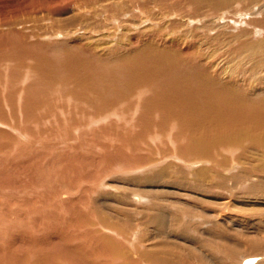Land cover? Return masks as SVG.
I'll list each match as a JSON object with an SVG mask.
<instances>
[{"label": "rangeland", "instance_id": "obj_1", "mask_svg": "<svg viewBox=\"0 0 264 264\" xmlns=\"http://www.w3.org/2000/svg\"><path fill=\"white\" fill-rule=\"evenodd\" d=\"M19 4H22L20 15L22 21H25L26 40L40 44L48 43L51 46L67 45L80 60L84 55H81V58L77 51L85 49L91 60H83L92 61V69L97 64L108 65L109 68L123 65L133 57L141 62H147L149 56L152 59L161 50L167 49L164 51L166 56H177L197 63L203 70L214 72L217 77L219 76L218 78L225 83L228 82L234 90L248 88L247 91L255 95L264 87V0H7L6 3L0 0V7L5 5L3 13L15 18L19 16L15 14L17 10L15 6ZM36 51L43 53L31 48V54L25 55L24 68L25 74L28 72L27 81L31 77L34 78L37 73L32 69L37 62ZM51 56L49 55L51 59L58 57L55 53ZM31 74L33 75L30 76ZM64 74L63 78L66 80L74 78L72 72L64 71ZM8 75L11 73L0 70V78L9 79ZM56 79L60 80V78ZM155 80H150V83H154ZM143 81L145 80H137L135 86H139ZM16 85L19 87V83ZM59 86L62 92L64 83L61 84L59 81ZM81 86L83 89L81 90L80 87L76 90V94H84L85 98L99 91L97 84L93 89L90 80ZM68 87L74 89L72 85ZM24 88L25 86L17 91L20 105ZM11 94L13 92L10 89L4 94V99L0 102L4 107L3 111L0 108V113L6 110L12 111L7 106H12ZM152 94L153 91H149L146 97ZM62 100L63 98L52 96L50 103L60 106ZM86 103L84 101L81 104ZM139 112L138 107L134 108L133 117L138 116ZM60 114L63 120L73 116L71 107ZM119 114L120 121L127 125L132 117L130 113L125 117ZM151 114V118L153 115H159L156 111ZM77 116L75 118L81 120L79 119L81 116ZM12 121L16 126L13 128L15 130L10 128L12 124L8 121L6 123L9 127L2 125V129L16 140L17 145L14 141L15 144L11 146L10 143L11 147L8 148L9 151L14 152L13 155L10 152L13 158L17 151L21 150L17 147L18 143H23L24 140L26 143L29 141V144L31 140L28 134L25 135L23 123ZM92 123L94 129L105 127L104 121ZM175 124L171 119L165 133V136L167 132L171 133L170 136L165 137L169 142L165 144L166 147L163 140L161 143L153 141L149 145L154 147L152 150L140 146L139 150L135 153L130 152L129 155H120L119 152L111 149L108 150L109 152L106 151L107 153L103 151L105 149L100 148L97 138L92 135L94 131L92 130L85 135L88 139V147H82V152L79 150L81 153H78L88 155V151H92V158L96 163L84 167L86 171L79 179H76L78 168L74 165L76 168L74 174L70 166L66 167V163L62 165L63 168H57L59 173L55 175L59 177L49 176L46 173V177L43 178L44 176L36 175L38 170L33 172L34 168L28 172L19 171L20 176L23 173V177L25 175L29 177V180L23 178L25 182L23 186L22 176L18 179L15 188L20 189L19 199H41L42 201L37 202L41 207H46L50 202L59 206L39 218L48 224L37 235L48 238L50 232L47 230L51 222L57 227H63L62 233L67 232L74 238L82 237L80 245L86 248L84 253L87 259L94 262L100 252L101 255L106 256H99L95 261L99 264L103 262V258L104 262L105 260L109 262L108 264H126V262L132 264V260L135 264H165L169 260L177 261L179 264H263L264 127L263 132L254 131L242 137L237 136V139L234 137L226 146L224 145L227 142H224V138H220L214 143L217 146L211 150L210 156L190 161L178 152L176 145H173L172 139L178 129L176 127L175 130ZM74 131L75 135L81 133L78 128ZM123 131L131 136L128 130L123 129ZM111 132L114 134V129H111ZM55 136L57 137L53 141L57 140L58 147L68 146L66 139L61 140L65 132L63 136L58 134ZM107 136H100L99 143L115 148V145L110 146L114 141L111 140L110 135L109 138ZM158 136H161L160 131L157 133ZM4 142H7L6 138ZM76 143V139L71 143L75 146L72 149L75 153H77L76 146L79 145ZM49 148L55 151L54 146ZM7 150L3 151L2 155L8 153ZM61 151L63 155L69 152L67 149ZM96 153L104 159L101 161ZM105 154L111 155V165ZM53 156L55 155L49 153L46 157L50 159ZM127 156L132 158L128 160ZM133 157H138V164ZM62 172L68 176L63 175ZM87 174L89 176H86ZM41 178L42 181L45 180V185L39 182ZM50 188L51 191L58 192L53 193ZM1 195L0 197L5 199V196ZM45 198L50 200L44 203L46 205L42 203ZM58 198L66 200L65 202L79 198L87 199L84 204L81 202V206L87 209L84 210L87 211L86 214L83 211L85 216L79 217L77 215L79 213H75L71 219L68 217L70 221L64 227V222H61V219L67 218L64 217V213L70 210L72 204L78 202L71 201V205L62 207V202L52 200ZM3 201L1 200L0 203V231L8 228L13 218L16 219L14 212H10V215L4 212L6 209ZM18 203L19 201L14 202L13 206ZM35 218L34 216L33 221ZM21 220L25 222L24 219ZM64 228L68 230L65 231ZM89 234L94 238L96 235L98 240L104 236H114L116 240L107 247L104 242L94 238L85 240L84 238ZM116 235L121 242H117ZM78 242L76 241L75 244ZM91 245L95 246L96 251ZM35 253L28 250L19 253V256H30L29 260L25 257L26 261H29L25 264H34L39 260L34 258ZM89 256H94V259ZM251 259L253 262H248ZM58 261L59 259H55L53 264H67L63 260Z\"/></svg>", "mask_w": 264, "mask_h": 264}, {"label": "bare ground", "instance_id": "obj_2", "mask_svg": "<svg viewBox=\"0 0 264 264\" xmlns=\"http://www.w3.org/2000/svg\"><path fill=\"white\" fill-rule=\"evenodd\" d=\"M1 2L6 3L7 0H1ZM15 7L17 8L15 14L19 15L16 18L3 13L5 5L0 7V70H2V72L7 71L11 73V75H8L9 79L0 78V102L3 101L4 94L8 89L13 92V94L10 95L12 106L7 105L12 111L8 112L6 110L0 113V134L2 136V138H0V155L4 153L3 151L11 147L14 141L16 143V140H14L6 130L2 129V125L9 127V124L6 123L7 121L12 124L10 126L11 129L16 128L12 120L23 123L25 135L28 134V138L31 142L28 144L29 141L26 143L22 139L23 143L19 142V146H17L21 148V150H18L13 158L12 155L14 152L12 153L9 149L7 150L8 153L5 152L4 155L0 156V194L5 196V199L0 197V203L1 200H4V209H6L4 212L9 215L11 214L10 212H14L13 214L16 217V219L13 218L12 224L9 225L8 228L0 231V264L29 263V261H26V258L29 260L31 258L30 256H19V253L28 250L36 252L34 258L40 260V262L38 260L34 264H53L55 259H59V261L62 259L67 264H99L98 262L95 263V261H97L99 256H104L101 255V252L98 258H95L96 260H94V262L87 259L84 253L86 248L80 245L82 237L74 238L72 237L73 235L71 236V234L67 232L63 231L62 233L63 227H57L53 225L52 222L47 230V232H50L48 238L39 237L37 234L41 232L42 229H45L48 224L42 219L39 220V218L42 216L44 217L47 212L55 210L59 206L58 204H51L50 202L51 205L48 204L46 207H41L37 204L38 201H42L41 199H19L18 190L20 189L16 190L19 177L22 176V179L29 178L26 175L23 177V173L20 176L19 171L28 172L31 168H34L33 172H35L34 170H38L36 175L39 174L41 177L44 176L43 178H45L46 173H48L49 176L58 174L57 168H63L62 165L66 163V167L70 166L69 168L73 170V173L76 166L78 168V170H76L78 171L76 175L78 178L76 179L81 178L80 175L86 171L84 167L90 166L95 162V159L92 158V151L85 150L88 151V155L85 153H78L80 151L82 152V147H88L89 143L85 135L92 132V130H94L92 135L97 138V143L100 145V148L102 147L105 149L103 151L106 152L111 149L119 152L120 155H124L130 152L135 153L139 150L140 146H145L152 150L154 147H149V145L153 141L161 143L163 140L164 145L166 143L168 144L169 142H167L165 137L168 135L170 136L171 133L167 132L166 136L165 133L172 119V121L176 123L175 130L176 127L178 128L172 139L173 145H176L175 148L178 152L183 155L186 160L190 159V161L195 158L197 160L199 157L210 156L212 153L211 150L217 146L214 145V143L220 138H224V142H227L224 145L226 146L230 139L233 140L234 137H242L254 131L263 132L264 87L258 91L259 93L256 92L255 95L250 94V91H247L248 88L246 90H234V87L229 86L228 82L225 83L224 80L218 78L219 76L217 77L214 72L211 73L210 71L203 70L197 63L181 59L177 56H166L164 51H167V49L161 50L159 54L152 59L149 56L147 62H141L133 57L134 59L131 58L123 65L109 68L108 65L97 64L93 66L92 69V61L86 62L83 60H91L90 56L86 54L87 51L85 49L77 51L80 53L79 55L81 58V55H84V58L80 60L78 57H75V53H73L67 45L51 46L48 43L40 44L36 41L30 42L26 40L24 38L26 37L25 31H27L24 26L25 21H22V15H20L22 14V4ZM31 48H36L43 53L36 51L37 62L32 69L38 74L35 73L36 76L34 78H29L27 81L26 76L28 72L25 74L24 62L25 55L28 56L31 54ZM53 53H55L56 56L58 55V57L51 59ZM49 55L51 57H49ZM64 71L72 72L74 78H71V80L64 79ZM50 73H53V75H50ZM32 75L33 74L30 76ZM220 77L222 76L220 75ZM56 78H60V80ZM139 79H144L145 81L139 86H135V82ZM152 79H156L154 83H150ZM88 80L92 81L93 89L97 84L99 91L89 98H85L84 94H76V90L82 87L81 85ZM59 81L61 84L64 83L62 92L59 90L61 88L59 86ZM16 83H19V87H16ZM71 85L74 86V89L78 88L71 90V88L68 87ZM24 86L23 95L21 96L22 103L20 105L18 104L20 99L17 91ZM82 89L83 87L81 90ZM149 91H153V94L150 97H146ZM64 94L65 96H63ZM52 96H55V98H63L62 104L57 106L53 105L54 103H50V98ZM141 96H143V98H141ZM69 97L71 101L68 99ZM66 101H70V103H66ZM84 101L87 103L84 105L81 104ZM0 105L3 111L4 105ZM70 107L73 116L63 120L60 116V112L66 111L67 108ZM137 107L140 109V112L139 115L134 118L133 111L134 108L136 109ZM116 110L124 117L130 113L132 117L129 119L127 125L120 121L121 115ZM154 111L159 115H153L151 118V112ZM159 111L160 113H158ZM76 114L82 117L79 118L81 120L75 118L77 116ZM102 121L105 122V127L100 126L99 129H94L92 127V122L99 123ZM82 125L83 127H81ZM75 128H78L81 133L75 135ZM111 129H114V134L111 132ZM123 129L128 130L131 136L125 134ZM159 131L161 136L157 137ZM24 132L22 131V133ZM64 132L65 136H63ZM55 134H58V136L62 135L63 137L61 140L63 138L64 140L66 139L68 146L60 148L59 145L58 147L57 140L53 141L55 137H57ZM102 135L104 137L110 135V138H112L111 140L114 141L110 146L115 145V148H110L108 144L99 143L98 138ZM5 138L7 142H4ZM74 138L76 139V144H79L76 146L77 153L72 152V149H74L73 147H75L71 144L72 141H75ZM226 139L228 141H226ZM43 140H47L48 142L46 141L44 143ZM58 140L60 139L58 138ZM142 141H145V143H142ZM10 143H12L11 146ZM39 144H41L42 147L39 146ZM92 145H94V143ZM49 146H54L55 151H52ZM60 149L62 151L67 149L69 152L67 155H63V153H60ZM49 153L55 156L48 159L46 156ZM97 153H99L98 150ZM96 154H94L95 158H97ZM138 154L140 155V153ZM98 155L99 154H97V156ZM105 157L110 160L109 164L111 165V155L105 154ZM127 158L130 160L132 157L129 158L127 156ZM100 159L102 161L104 158L101 157ZM133 159L135 161L137 160L136 163L138 164V157H133ZM10 165H13V167ZM97 166L101 167L100 165ZM110 167L113 168L114 166ZM68 173L70 172L68 171ZM101 173L103 174V172ZM63 175L65 174L63 173ZM55 176L59 177L57 175ZM86 176L89 175L87 174ZM43 178H41L39 182L44 184L46 182L45 180L42 181ZM24 179L22 186L25 183ZM31 183H33V181H31ZM10 186L11 189H9ZM6 187H8L7 192H5ZM51 189L52 188H50V191ZM25 190L23 189V191ZM73 190L74 189L71 191L73 192ZM25 192H27V190ZM51 192L57 193L58 191L53 190ZM59 193L62 194L61 192ZM29 198L31 197L29 196ZM47 200L50 201L45 198L42 203L44 204ZM52 200L55 202H62V207L69 206L72 202H78L77 204H72L70 210L64 213V217H67L65 220L61 219V222H64V227H66L70 221L68 217L71 219L75 213H79L77 214L79 217L82 215L85 216L84 214L87 212L84 211L87 210L85 206H81V202L84 204L87 199L79 198L78 200H71L72 202H65L66 200L59 198ZM16 201H19L17 204L18 206H13ZM83 211L85 212L84 214ZM34 216L36 217L35 221H33ZM86 216H88V214ZM21 219H24L23 221L25 222H22ZM28 219L31 220L28 221ZM19 220H21V222L17 223ZM75 227L76 226H74V228ZM67 228L69 229V226ZM68 229L64 228L65 231ZM100 237L101 236H99V238ZM93 238L94 236H90L89 234L84 239L91 240ZM94 239H96V235ZM117 239V242H121L118 237ZM96 240L104 242L105 246L108 247L109 244H112L116 239H114V236H104L100 240ZM76 241L79 242L75 244ZM99 246L101 247V245ZM99 246L97 245V247ZM93 247L95 249V246ZM41 253L43 255L42 257ZM118 254L119 253H117V255ZM90 258L94 259V256ZM121 258L123 257L121 256ZM102 261L104 262V258ZM103 262L101 263L104 264L106 260L104 263ZM132 262V264H135L133 260ZM248 262H253V260H249ZM108 263L106 262L105 264ZM127 263L130 262H126V264ZM165 264H179V262L169 260L166 261Z\"/></svg>", "mask_w": 264, "mask_h": 264}, {"label": "water", "instance_id": "obj_3", "mask_svg": "<svg viewBox=\"0 0 264 264\" xmlns=\"http://www.w3.org/2000/svg\"><path fill=\"white\" fill-rule=\"evenodd\" d=\"M251 260H253V259H251ZM251 260H250V261H251Z\"/></svg>", "mask_w": 264, "mask_h": 264}]
</instances>
